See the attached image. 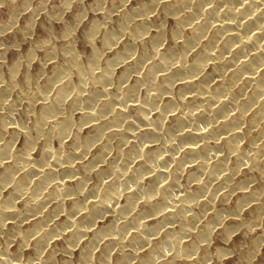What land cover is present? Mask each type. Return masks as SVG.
Returning <instances> with one entry per match:
<instances>
[{"label":"bare ground","instance_id":"obj_1","mask_svg":"<svg viewBox=\"0 0 264 264\" xmlns=\"http://www.w3.org/2000/svg\"><path fill=\"white\" fill-rule=\"evenodd\" d=\"M120 2L97 4L86 56L78 14L37 41L48 57L35 72L30 54L0 76V233L11 221L20 238L13 253L9 241L0 248V264H53L54 239L71 256L79 248V264H220L214 234L263 224L264 0ZM22 103L30 124L14 116ZM257 240L239 264H252Z\"/></svg>","mask_w":264,"mask_h":264},{"label":"rangeland","instance_id":"obj_2","mask_svg":"<svg viewBox=\"0 0 264 264\" xmlns=\"http://www.w3.org/2000/svg\"><path fill=\"white\" fill-rule=\"evenodd\" d=\"M2 1L3 0H0V76H2L4 79L8 78V69L16 62L20 63V69H23L25 66H27V60L30 54H32L33 60L30 61L29 69L30 71L35 72L40 63L45 61L46 57H48L44 54V50L42 48H34L37 41L39 42L40 40L42 41L44 39H49V37L53 38L55 35H61L65 23H70L71 25L76 24L77 17L79 16L78 14L82 15L83 21L81 20L80 24H78L79 27L77 26V31L74 34L76 38L75 47L79 53L82 52V54L86 56L90 53L91 46L87 45L86 41L83 39L84 33L82 31L84 28L88 27L91 22H100L103 20V14L99 13L100 11H96L97 4L99 2L102 3L103 6H105L104 8L107 10H113L121 4V0H72L69 8V5H65L66 0ZM142 1L145 2L146 0H127V2L124 4V7L122 6L121 10L128 11L129 9L135 7V4ZM58 15H60L59 19L53 18ZM117 15V13L113 14L114 21L117 20ZM165 25L169 30L172 28L173 23L166 22ZM62 42L63 41L58 38L56 41H54V44L56 47H59ZM46 67L47 68L45 71L50 72V63ZM121 70L122 66L120 65V67L118 66L116 69V75H118ZM24 107L25 106L22 103L14 116L17 120H21L26 124H30L33 122L34 117L25 116ZM1 114L2 112H0V116ZM80 117L81 115L79 113H75L73 115V119H75L74 121L77 124V126L74 125L73 130L76 132L78 124L80 123ZM81 129L82 130L80 133L82 132V136H84L90 130L89 126H83ZM11 133L12 131L9 129L7 135L5 136V140L9 138ZM20 143L22 144V136L14 142V148H20ZM53 146L55 148L57 147V141H53ZM91 153L93 154L94 150H92ZM32 156L35 159H39L41 157V146H38L33 150ZM1 169L2 167H0V171ZM3 192L5 193H3V195H8L7 193L10 192V188L4 189ZM239 194L240 193L234 194L229 200L227 206L233 207ZM21 205L22 203L18 202L17 206L21 207ZM60 219H62V217H60ZM10 222L11 221L6 224L7 227H4L3 231L0 233V248H4L6 242L9 241L10 252L13 253L18 248V242L20 241V238H13L10 236L8 232L11 228L10 225H12ZM262 223L263 224L259 225V228L253 229L252 231H236V233L234 232V234L227 238L228 240H224L220 234H214L215 236L213 235V237H211L209 244L210 256H213L212 258L220 261V264H239L240 250L243 252H249V250L253 251L255 249H251L254 245H256V240L258 237L259 241L262 239L264 235V221ZM32 224V220L24 221L22 223L21 230L23 231L28 229ZM245 232H247L246 235ZM258 240L257 244H259ZM51 248L56 250L53 264H64L65 262L69 264H79V248H76L72 252L71 256V254L63 252L64 242L61 239L52 240ZM218 250H224L225 252H228V255L217 258L219 256ZM258 250L259 251H257L256 257L253 259L252 264H264V242L260 244ZM31 254L32 250H30V248L24 249L22 254V256H24L23 259H27L31 256ZM242 256L243 255H241V257Z\"/></svg>","mask_w":264,"mask_h":264}]
</instances>
